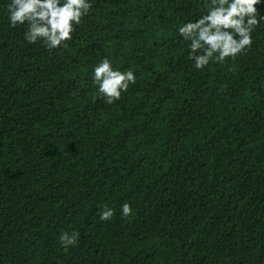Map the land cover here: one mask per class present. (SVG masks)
I'll use <instances>...</instances> for the list:
<instances>
[{"label":"trees","instance_id":"trees-1","mask_svg":"<svg viewBox=\"0 0 264 264\" xmlns=\"http://www.w3.org/2000/svg\"><path fill=\"white\" fill-rule=\"evenodd\" d=\"M8 2L0 264H264V23L245 52L197 70L175 29L202 0H94L51 53L9 26ZM105 55L137 76L111 105L90 77ZM65 230L80 234L69 249Z\"/></svg>","mask_w":264,"mask_h":264},{"label":"clouds","instance_id":"clouds-1","mask_svg":"<svg viewBox=\"0 0 264 264\" xmlns=\"http://www.w3.org/2000/svg\"><path fill=\"white\" fill-rule=\"evenodd\" d=\"M94 0H9L4 14L10 27H25L24 40L28 44L43 43L51 53L66 47L76 28L93 10ZM264 0H202L197 15L185 18L176 26V33L186 44L187 59L197 70L210 63H223L249 49L253 33L264 23ZM90 77L95 98L111 105L119 101L130 85L137 83L131 66L121 68L105 55L91 66ZM99 220L110 221L115 209L105 204L99 210ZM133 212L129 203L120 206V214L127 218ZM80 234L76 230L62 231L58 241L62 248L76 245Z\"/></svg>","mask_w":264,"mask_h":264}]
</instances>
